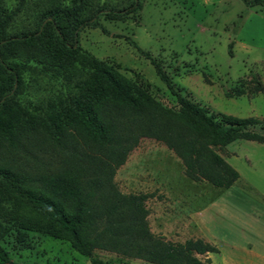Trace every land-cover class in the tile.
Wrapping results in <instances>:
<instances>
[{
  "label": "trees",
  "instance_id": "trees-1",
  "mask_svg": "<svg viewBox=\"0 0 264 264\" xmlns=\"http://www.w3.org/2000/svg\"><path fill=\"white\" fill-rule=\"evenodd\" d=\"M241 1L253 8L263 0ZM139 10L136 0L122 6L109 0H15L11 9L0 0V241L9 230L28 227L68 242L90 264H114L93 257L94 250L149 264H210L201 257L218 253L202 239L172 243L153 234L145 205L150 195L121 193L114 175L140 139L150 138L174 154L187 179L229 189L239 175L217 150L236 140L264 144L253 131L261 121L210 115L174 92L159 62L135 42L130 44L174 95V108L80 52L82 29L103 30L102 17L122 20ZM28 57L60 79L56 110L37 119L40 126L14 100ZM238 84L236 97L246 92ZM255 85L251 94L264 92ZM0 261L8 263L1 245Z\"/></svg>",
  "mask_w": 264,
  "mask_h": 264
},
{
  "label": "rangeland",
  "instance_id": "rangeland-1",
  "mask_svg": "<svg viewBox=\"0 0 264 264\" xmlns=\"http://www.w3.org/2000/svg\"><path fill=\"white\" fill-rule=\"evenodd\" d=\"M1 1L8 9L15 4ZM109 1L117 6L125 2ZM136 1L138 13L122 20L102 17L104 31L82 29L80 52L109 64L161 106L174 108V95L130 44L135 42L159 62L174 92L212 116L257 118L261 124L253 131L264 136V92L250 93L256 82L264 88V0L253 8L241 0ZM21 81L14 100L40 126L56 110L60 79L28 57ZM238 82L246 92L236 97ZM217 153L239 175L226 190L187 179L174 154L150 138L140 139L116 170L114 182L123 194L150 195L145 205L153 234L172 243L205 237L218 249L211 264H264V144L236 140ZM202 206L205 212L196 219ZM0 245L8 257V263L0 264H90L68 242L28 227L9 230ZM92 256L114 264H149L100 250Z\"/></svg>",
  "mask_w": 264,
  "mask_h": 264
},
{
  "label": "crops",
  "instance_id": "crops-1",
  "mask_svg": "<svg viewBox=\"0 0 264 264\" xmlns=\"http://www.w3.org/2000/svg\"><path fill=\"white\" fill-rule=\"evenodd\" d=\"M205 209H206V207H204V206H202L201 208H200V211H199V213H198V215L196 216V219H197V217L199 216H201V215H203V213L205 212ZM205 240V242H208L209 244H211L212 246H214L213 245V243L212 242H210L209 240H207L205 237H203ZM203 240V239H202ZM215 247V246H214ZM216 248V247H215ZM217 249V248H216ZM218 250V249H217ZM216 254H218V253H216ZM216 254H207L206 256H203V257H201L202 259H209L210 260V264H211V262H212V256L213 255H216Z\"/></svg>",
  "mask_w": 264,
  "mask_h": 264
}]
</instances>
